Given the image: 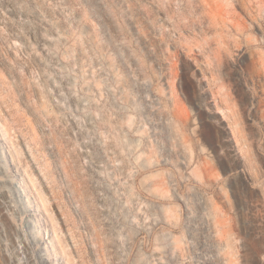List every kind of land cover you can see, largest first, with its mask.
I'll list each match as a JSON object with an SVG mask.
<instances>
[{"label":"rangeland","instance_id":"rangeland-1","mask_svg":"<svg viewBox=\"0 0 264 264\" xmlns=\"http://www.w3.org/2000/svg\"><path fill=\"white\" fill-rule=\"evenodd\" d=\"M0 264H264V0H0Z\"/></svg>","mask_w":264,"mask_h":264}]
</instances>
